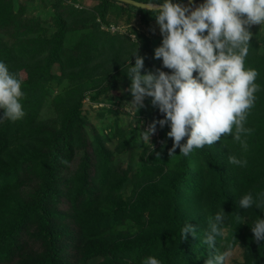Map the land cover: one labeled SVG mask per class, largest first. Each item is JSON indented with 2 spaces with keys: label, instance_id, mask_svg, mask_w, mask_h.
Returning a JSON list of instances; mask_svg holds the SVG:
<instances>
[{
  "label": "trees",
  "instance_id": "16d2710c",
  "mask_svg": "<svg viewBox=\"0 0 264 264\" xmlns=\"http://www.w3.org/2000/svg\"><path fill=\"white\" fill-rule=\"evenodd\" d=\"M26 1L0 0V61L24 93L23 117L0 122V264H142L149 255L161 264H205L202 240L219 208L227 215L225 232L214 247L222 252L231 243L242 251L238 264H264V241L254 242L249 228L264 212L239 206L243 194L264 191V38H250L244 61L257 70L260 85L244 122L252 129L242 134L247 151L222 134L188 156L179 148L169 156L167 126L157 125L162 142L152 150L142 147L140 133L126 139L119 119L108 135L89 136L81 111L85 97L111 101V92L129 88L126 62L136 47L144 57L142 74L152 64L149 37L134 30L136 44L101 25L120 16L122 6L134 9L146 26L151 13L114 0H92L89 7L85 0H52V15L29 16L32 0ZM46 107L52 116H43ZM143 114L150 123L162 118L157 109L137 112ZM139 146L136 164L123 167L114 159ZM229 155L246 165L230 164ZM185 222L196 235L180 240Z\"/></svg>",
  "mask_w": 264,
  "mask_h": 264
},
{
  "label": "clouds",
  "instance_id": "9594fccd",
  "mask_svg": "<svg viewBox=\"0 0 264 264\" xmlns=\"http://www.w3.org/2000/svg\"><path fill=\"white\" fill-rule=\"evenodd\" d=\"M126 2L155 18L162 39L153 58L160 59L162 67L171 70H146L142 74L144 57L137 54V47L129 56L135 57L134 64L127 59L125 76L130 81L127 91L132 97L126 104L128 110L137 113L147 97L162 114V118L153 119L146 130L140 131V139L153 150L150 138L159 125L167 126L165 136L172 140L169 156H174L177 148L179 155L188 156L194 148L213 145L222 134H231V139L247 151L246 135L242 134L251 133L252 129L244 127V122L260 85L255 83L257 70L246 68L244 61L252 37L249 27L264 24V0H202L196 6L191 0L188 5L179 0ZM133 39L137 44L135 35ZM23 95L21 81L0 61V109H3L0 122L23 117L19 102ZM228 162L240 167L247 163L235 155H229ZM239 206L264 212V191L243 194ZM226 216L219 208L204 233L202 243L208 251L205 264H226L233 256L231 243L222 252L214 247L217 237L224 235ZM236 220L246 223L244 216L236 215ZM249 228L254 242L264 241V218L257 217ZM185 234L196 235L187 222L180 227V240L186 239ZM142 264L161 262L149 255Z\"/></svg>",
  "mask_w": 264,
  "mask_h": 264
},
{
  "label": "rangeland",
  "instance_id": "374dc122",
  "mask_svg": "<svg viewBox=\"0 0 264 264\" xmlns=\"http://www.w3.org/2000/svg\"><path fill=\"white\" fill-rule=\"evenodd\" d=\"M21 2H25L26 0H19ZM50 1L52 0H32L28 2L27 9L29 10L27 13L29 16H37L40 15L41 12L46 13L47 15H52L53 11L51 10ZM202 1V0H200ZM27 2V1H26ZM84 5L89 7L95 4L92 0H85ZM201 3V2H200ZM199 2H195L194 5H198ZM125 10L122 11L120 16L110 15L107 17L108 25H101V29L103 31L109 32L111 34H118L129 36L131 40H134L133 37L135 35L134 30L139 34H144L149 37L151 40L150 48L152 50L150 54L151 65L149 70L155 72L157 69H161L162 61L160 59H154V49L161 44V35L159 32V28L155 23V18L151 15L149 19V26L143 25L139 21V17L134 9H130L126 6ZM48 19V18H47ZM249 31L252 33L251 38H255L257 40L264 38V24L262 25H251L249 27ZM56 69V68H55ZM57 70V69H56ZM21 78H24L25 75L23 72L20 73ZM127 90H117L115 92H111L109 96L111 97V101H102L100 103L91 102L89 97H85L82 101L81 111L86 116L88 120V127L86 128L87 134L91 136L94 132H100L104 135H108L109 131H111L115 127L116 119H119L121 127L123 126L124 130H127L126 139L130 136L137 135L140 131H144L147 129L150 122L147 120L146 116L137 115V113H132L128 110L127 105L131 102V94L125 95ZM144 107L140 108L142 110H147L148 112L156 110L150 104V98H145L143 101ZM140 109L138 111H140ZM118 110L117 114H113L110 111ZM43 116H52V111L48 107L44 109L42 112ZM137 118L139 121L137 122ZM123 122V124H121ZM141 140V139H140ZM161 140L158 135V131H156L152 137L150 138V143L153 145V149L157 148L159 144H161ZM142 147L152 148L146 141L141 140ZM110 149H112L115 145V141H111L107 144ZM142 147H135L129 153H116L114 159L117 161L122 160V166H126V162L129 163L130 160L132 164H136L141 158ZM130 194V187L127 188L124 193H122V197L126 199ZM133 230V229H132ZM226 248V247H225ZM242 251L239 247H233V256L226 262V264H238L242 259Z\"/></svg>",
  "mask_w": 264,
  "mask_h": 264
},
{
  "label": "water",
  "instance_id": "95a60500",
  "mask_svg": "<svg viewBox=\"0 0 264 264\" xmlns=\"http://www.w3.org/2000/svg\"><path fill=\"white\" fill-rule=\"evenodd\" d=\"M114 1H118V2H121V3H124V4H127V5H131L129 3L126 2V0H114ZM194 0H191V3L193 2ZM190 2V0H187L185 2H183L184 5H188ZM132 6V5H131Z\"/></svg>",
  "mask_w": 264,
  "mask_h": 264
},
{
  "label": "crops",
  "instance_id": "0c3cea01",
  "mask_svg": "<svg viewBox=\"0 0 264 264\" xmlns=\"http://www.w3.org/2000/svg\"><path fill=\"white\" fill-rule=\"evenodd\" d=\"M198 2L200 3V2H202V1H198ZM194 6H196V5H194Z\"/></svg>",
  "mask_w": 264,
  "mask_h": 264
}]
</instances>
